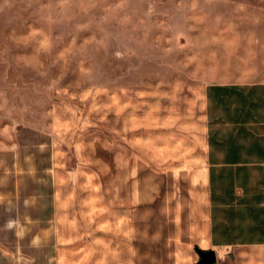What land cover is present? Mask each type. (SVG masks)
Masks as SVG:
<instances>
[{"label":"rangeland","instance_id":"374dc122","mask_svg":"<svg viewBox=\"0 0 264 264\" xmlns=\"http://www.w3.org/2000/svg\"><path fill=\"white\" fill-rule=\"evenodd\" d=\"M252 83L264 0H0V248L31 264L197 263L159 210L172 180L132 206L119 158L135 129L160 141L199 119L207 85Z\"/></svg>","mask_w":264,"mask_h":264},{"label":"crops","instance_id":"0c3cea01","mask_svg":"<svg viewBox=\"0 0 264 264\" xmlns=\"http://www.w3.org/2000/svg\"><path fill=\"white\" fill-rule=\"evenodd\" d=\"M231 85H207L199 119L190 115L175 121L172 137L164 134L157 141L151 129H135L128 154L119 158L120 180L130 183L127 198L132 206L154 203L160 173L172 180L174 185L166 188L159 210L175 215L183 225L186 248L194 257H198L197 249L214 251L219 247L253 249L254 254L246 257H264V242L250 239L254 230L262 231L255 236L264 239V109L251 111L252 117L245 121V111L236 112V121H224L228 112L218 104L219 98H210L208 88ZM229 113L234 115L232 110ZM239 129L262 141L232 142L233 152L226 161L221 136L228 132L235 136ZM142 168L150 172L141 178ZM0 264L31 263L24 249L17 255L14 249L1 247Z\"/></svg>","mask_w":264,"mask_h":264},{"label":"trees","instance_id":"16d2710c","mask_svg":"<svg viewBox=\"0 0 264 264\" xmlns=\"http://www.w3.org/2000/svg\"><path fill=\"white\" fill-rule=\"evenodd\" d=\"M208 95L211 99L215 100L219 98L218 104H223L225 112H228L225 115L224 121L231 122L232 120L236 121V112L245 111L243 120L249 119L252 117V112H258L261 109H264V85H253V86H210L208 88ZM233 111L234 115L229 113ZM242 130V129H241ZM240 129L238 133L233 136L232 132H228L221 136L222 143L226 144V149L223 150L224 152V159L226 161H230V155L232 154V149L230 148V144L232 142L237 141H262L261 137H253V135L249 133H241ZM215 140L212 139V142ZM211 142V141H210ZM228 147V148H227ZM215 229L213 235L215 234ZM258 232L262 233V231L254 230L252 233V237L250 238L251 241L256 242H264V239L258 235Z\"/></svg>","mask_w":264,"mask_h":264},{"label":"water","instance_id":"95a60500","mask_svg":"<svg viewBox=\"0 0 264 264\" xmlns=\"http://www.w3.org/2000/svg\"><path fill=\"white\" fill-rule=\"evenodd\" d=\"M199 260L195 264H215L216 263V253L213 250L200 251L196 250Z\"/></svg>","mask_w":264,"mask_h":264},{"label":"bare ground","instance_id":"6f19581e","mask_svg":"<svg viewBox=\"0 0 264 264\" xmlns=\"http://www.w3.org/2000/svg\"><path fill=\"white\" fill-rule=\"evenodd\" d=\"M260 252H261V251H260ZM258 254H259V253H258ZM261 256H262V255H261ZM261 256H260V257H261Z\"/></svg>","mask_w":264,"mask_h":264}]
</instances>
